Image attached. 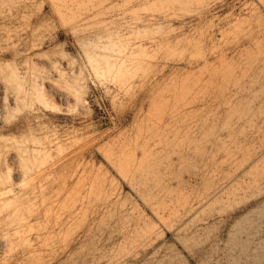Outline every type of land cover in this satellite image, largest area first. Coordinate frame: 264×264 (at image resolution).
I'll use <instances>...</instances> for the list:
<instances>
[{"label": "rangeland", "instance_id": "obj_1", "mask_svg": "<svg viewBox=\"0 0 264 264\" xmlns=\"http://www.w3.org/2000/svg\"><path fill=\"white\" fill-rule=\"evenodd\" d=\"M0 107V264H264V0H0Z\"/></svg>", "mask_w": 264, "mask_h": 264}, {"label": "bare ground", "instance_id": "obj_2", "mask_svg": "<svg viewBox=\"0 0 264 264\" xmlns=\"http://www.w3.org/2000/svg\"><path fill=\"white\" fill-rule=\"evenodd\" d=\"M1 108V107H0ZM10 192V191H9Z\"/></svg>", "mask_w": 264, "mask_h": 264}]
</instances>
